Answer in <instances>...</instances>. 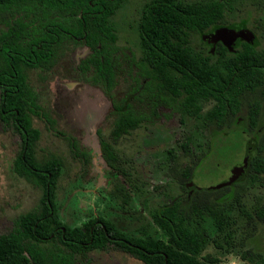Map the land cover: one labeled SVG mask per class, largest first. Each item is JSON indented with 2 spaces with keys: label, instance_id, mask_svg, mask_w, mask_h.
Returning a JSON list of instances; mask_svg holds the SVG:
<instances>
[{
  "label": "trees",
  "instance_id": "trees-1",
  "mask_svg": "<svg viewBox=\"0 0 264 264\" xmlns=\"http://www.w3.org/2000/svg\"><path fill=\"white\" fill-rule=\"evenodd\" d=\"M128 1L0 0V123L21 138L13 172L44 193L35 210L0 235V264H84L89 254L109 247L143 264H227L232 258L264 264L258 249L264 227V0H150L136 24L141 93L152 95L153 113L164 106L178 115L185 132L183 141L170 137L173 144L157 166L186 192L212 145L240 133L239 141L249 138L242 176L191 198L173 195L166 184V202L151 207L153 199L143 196L140 208L118 209L114 201L131 204L134 182L120 142L154 121L128 98L114 99L110 134L100 142L107 165L121 177L107 192L103 187L101 197L100 189L93 193L94 205L91 199L84 208V174L76 176L69 195L73 214L61 212L56 191L64 162L38 156L37 123L45 119L54 130L55 121L33 81H43L67 52L84 45L91 52L78 66L82 80L112 95L115 18ZM220 28L246 29L255 41L239 40L234 48L221 41L212 53L203 37ZM81 157L89 162L87 153ZM253 190L259 194L249 200Z\"/></svg>",
  "mask_w": 264,
  "mask_h": 264
},
{
  "label": "rangeland",
  "instance_id": "rangeland-1",
  "mask_svg": "<svg viewBox=\"0 0 264 264\" xmlns=\"http://www.w3.org/2000/svg\"><path fill=\"white\" fill-rule=\"evenodd\" d=\"M149 1L129 0L115 18L119 41L115 56L117 81L112 95L82 80L78 66L81 59L91 52L84 45L67 52V55L59 61L43 81L38 79L33 81L41 105L49 110L51 118L55 121L54 130H51L45 119L37 123V127L42 132L37 147L38 156L39 158L57 156L63 159L64 171L56 192L61 212L67 216L73 214L72 208L75 207V203L69 200V195L76 176L84 174L83 180L86 188L82 190L84 193L82 203L80 201L84 208V205H88L91 199L94 205L96 198L93 193H97L100 189L101 197L103 187L108 188L110 184L112 176L106 165L100 141L101 135L108 137L110 134L114 99L118 101L128 98L138 114L152 117L154 121L147 130L140 129L120 143L130 163L134 182L129 186L133 195L131 204L129 202L123 205L119 201L112 200L116 207L120 210H131L134 205L135 208H140L139 201L143 196L149 197V200L153 199L149 202L151 207L157 206L161 201L164 203L166 196L162 193L166 184L170 186V191L175 196L188 194L179 189L172 178L157 166L159 155L162 157L163 150L173 144V141H169L172 135H174L173 138H177L176 140L183 141L182 137L185 132L181 131L179 116L164 106L159 107L153 113L152 95L141 93L143 88L139 86L142 83L139 76L143 69L137 63L140 54L137 49L136 24L142 7ZM235 31L243 37L234 41L233 48L239 40L255 41V37L248 30ZM212 34L207 36L210 43L215 42L214 34ZM209 107L207 106L206 109ZM188 123L191 125L193 122L190 120ZM190 129L191 127L188 128ZM242 136L240 133H233L227 136L231 139L230 141L223 138L215 145L213 144L214 148L195 170L193 183L187 188H213L229 182L233 176V169L243 166L246 160L249 138L244 135L243 141H239ZM217 147L222 148L217 150ZM20 149V136L3 128L0 123V235L9 232L13 221L20 215L35 210L44 194L13 172V162ZM81 153H87V156H90L89 162H84L85 158L81 157ZM139 177L141 180L137 181ZM157 187H159L158 191L154 194V188ZM258 194L253 190L249 200L256 198ZM107 196H103V201L107 200ZM261 232L258 249L264 252V227ZM207 252L213 251L209 249ZM224 261L227 264H247L234 258ZM84 264L143 263L121 250L109 247L104 251L89 254V260Z\"/></svg>",
  "mask_w": 264,
  "mask_h": 264
},
{
  "label": "water",
  "instance_id": "water-1",
  "mask_svg": "<svg viewBox=\"0 0 264 264\" xmlns=\"http://www.w3.org/2000/svg\"><path fill=\"white\" fill-rule=\"evenodd\" d=\"M243 37L242 34L237 33L235 30L233 29H227V28H220L218 30H216V33L214 34V41H222L224 42L229 48L232 47V44L234 43L235 40H237L238 38ZM251 38H253V36L251 35ZM247 40V39H246ZM248 41H251L250 39H248ZM247 166V161H244V165L240 166V167H235L232 171L233 176L232 178L229 180V182L227 183H223V184H219L213 188H221L225 185H230L233 182L237 181L242 174L244 173V170Z\"/></svg>",
  "mask_w": 264,
  "mask_h": 264
},
{
  "label": "flooded vegetation",
  "instance_id": "flooded-vegetation-1",
  "mask_svg": "<svg viewBox=\"0 0 264 264\" xmlns=\"http://www.w3.org/2000/svg\"><path fill=\"white\" fill-rule=\"evenodd\" d=\"M214 34L215 32H211V33H209V34H207V35H205L204 37H203V40H204V42L209 46V48H210V50H211V52L212 53H214V48H215V46L216 45H218L221 41H215V42H213V43H210L209 41V39H207V36L208 35H211V34ZM212 34V35H213ZM125 139V138H124ZM121 143V142H120ZM106 165H107V162H106ZM108 166V165H107ZM108 168H109V166H108ZM109 171H110V175L112 176V179L110 180V184H109V186H108V188H106V187H104V190H106V189H110L111 188V185L113 186V183H111L112 182V180L113 179H115L116 177H121L120 175H118L117 173H115L111 168H109ZM122 179V178H121ZM122 183H124V185H126V182L122 179V180H120ZM191 183H193V180H191V181H187V183H186V192L188 193V198H191L192 196H193V194L196 192V191H198L199 190V188H187L188 187V185L189 184H191ZM185 192V193H186Z\"/></svg>",
  "mask_w": 264,
  "mask_h": 264
}]
</instances>
